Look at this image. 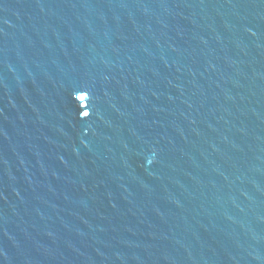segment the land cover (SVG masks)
Listing matches in <instances>:
<instances>
[{
  "label": "water",
  "instance_id": "obj_1",
  "mask_svg": "<svg viewBox=\"0 0 264 264\" xmlns=\"http://www.w3.org/2000/svg\"><path fill=\"white\" fill-rule=\"evenodd\" d=\"M0 264H264V0H0Z\"/></svg>",
  "mask_w": 264,
  "mask_h": 264
}]
</instances>
